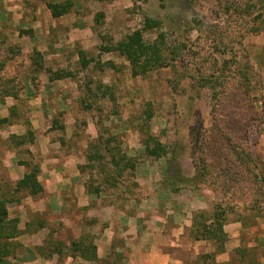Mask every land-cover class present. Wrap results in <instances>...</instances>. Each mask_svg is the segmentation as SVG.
Segmentation results:
<instances>
[{
    "label": "crops",
    "instance_id": "0c3cea01",
    "mask_svg": "<svg viewBox=\"0 0 264 264\" xmlns=\"http://www.w3.org/2000/svg\"><path fill=\"white\" fill-rule=\"evenodd\" d=\"M143 1L0 0V30L12 29L11 39L20 45L21 55L31 63L39 54L44 66L36 71L34 82H23L17 94L0 99V203L5 201L9 219L17 220V236L12 239L15 254L9 264H195L190 260L193 256L214 251L209 240L193 236L198 228L194 213L212 210L215 194L206 186L196 189L199 178L188 153L176 152L182 177L171 183L164 176L170 157H147L139 132L121 125L117 128L126 133L122 138L128 153L143 154L134 169L140 194L120 207L103 205L100 195L88 191L83 177L87 144H82V151L75 146L80 117L85 115L86 133L92 138L98 132L89 130L88 101L73 67L81 61L86 64L80 65L83 72L102 60L97 67L119 71L117 61L124 58L113 47L130 26L132 31L142 28V13L150 15ZM48 2L61 4V9L66 6L68 11L55 17ZM135 4L141 8L135 10ZM124 63L129 72V62ZM56 71L68 74L51 79ZM134 80L103 81L104 87L110 85L115 91L124 84L126 98L149 91L150 84L135 87ZM109 98L120 102L117 96ZM112 118L117 122V115ZM161 127L162 122L152 132L160 141ZM35 166L43 190L37 194L17 190V183ZM206 215L211 222L212 214ZM226 216L224 231L229 239L226 250L217 254L218 264L230 263L242 245L264 253V222L259 216L252 223H247L246 214ZM75 241L83 242L82 247L96 246L98 258L80 255ZM186 251L193 254L190 259ZM257 263L264 264V255Z\"/></svg>",
    "mask_w": 264,
    "mask_h": 264
},
{
    "label": "rangeland",
    "instance_id": "374dc122",
    "mask_svg": "<svg viewBox=\"0 0 264 264\" xmlns=\"http://www.w3.org/2000/svg\"><path fill=\"white\" fill-rule=\"evenodd\" d=\"M143 2L148 3L149 17L161 22L159 26L143 34L145 43L157 47L153 50L154 54H148L150 65L147 63L148 56L140 59V65L147 64L146 72L143 73V67L139 65L138 70L142 73L133 76L131 62L123 55L124 60L129 62V72L123 59L117 61L119 71L114 72L110 67H97V64L103 63L102 60H96L97 64L93 69L90 66L84 68L83 72L80 70L81 61L73 67L75 80L82 88L81 94H85L88 101L86 107L91 124L89 130L95 128L98 132V137L92 138L91 134L86 133L88 124L85 115L80 117L81 121L76 128L80 145L75 141V146L77 151H82V144H87L86 151H83L86 162L82 164L87 188L100 190L98 195L101 196L103 205L118 207L128 204V200L132 197L136 199L135 196L140 194L130 163H137L143 154L133 156L128 153V145L122 138L126 133L117 128L121 125L125 129L129 125V128L139 132L145 147L144 155L147 157H170L164 176L171 183L178 182V178L182 177L176 155L178 150L180 153H188L191 159L193 154L197 162L201 163L198 159L205 158L202 146L203 149L210 150L209 156L212 157L214 152L219 151V146H227L230 141L236 146L235 149L250 150L258 170L264 175V9L263 15H260L262 7L258 5L253 8L251 16L246 15L244 10L250 0ZM135 5V10L141 8V5ZM142 10L144 11H140ZM144 12L142 27L145 17L148 16ZM134 31L130 26L126 33L123 32V40ZM13 33L12 29L0 30V90L7 89L17 94L23 82L35 81L37 70L34 58L30 63L21 55L20 45L12 41ZM100 49L104 50V47ZM132 78H135V87L145 85L146 88L150 84L149 91L135 92L136 97L129 95L126 98L127 87L124 84L116 91L111 90L110 85L104 87L106 84L103 80L107 84L109 81L115 84L126 83L127 79ZM91 88L98 90L93 91ZM106 95L114 100L117 96L120 102L114 103L109 97L104 100ZM25 107L24 105L23 109ZM116 115L117 122L112 118ZM59 121L64 123V119L59 118ZM160 122L162 141L152 133L153 127L157 130ZM100 136L103 142H97L99 146L95 147L97 145L94 140ZM149 136L155 139L150 141L151 146L157 141L168 153L160 156L148 155L145 141ZM209 137L213 140L209 141ZM111 138L115 139L108 144V153L105 146L106 141ZM213 160L209 159L210 162ZM104 162H108L110 168L115 167L116 171L119 169L120 173L118 171L109 174L117 178V185L104 182L107 177L103 172L105 169L102 168ZM235 164L237 167L239 162ZM214 177L217 175L213 174L215 181ZM221 180L222 178L217 177L215 181L217 192H214L213 209L194 213L198 214L196 224L201 231L205 221L200 216L212 214L213 220L217 203L222 204L223 209L229 204L236 207L227 214H246L247 223L255 221V216H259L260 222H264L263 196L258 190L250 191L247 195L240 191L239 194L234 183L230 191L224 190ZM203 186L209 187L199 179L196 189H202ZM253 196L259 199V203L255 204L256 209H244L246 205L243 203H251ZM130 212H134V209L131 208ZM93 222L90 220L89 224L93 226ZM206 222L209 224L208 220ZM193 236H199L198 232ZM209 243L215 245L214 251L202 252L196 259L194 256L190 259L193 255L191 251H186L184 255L191 261L195 260V264H218L216 261L219 253H216L215 262L200 258L202 254L216 252L215 241L210 239ZM235 252L228 264H258V257L264 255L258 247L247 249L245 245L236 248Z\"/></svg>",
    "mask_w": 264,
    "mask_h": 264
},
{
    "label": "trees",
    "instance_id": "16d2710c",
    "mask_svg": "<svg viewBox=\"0 0 264 264\" xmlns=\"http://www.w3.org/2000/svg\"><path fill=\"white\" fill-rule=\"evenodd\" d=\"M250 4L247 5L245 8V14L248 16H251L253 14V8L258 7L260 5L262 7L260 15H263L262 11L264 9V0H250ZM48 7L52 10V14L57 17L65 12L68 11V8L66 6H63L61 9V4L58 3H52L48 2ZM259 7V8H261ZM161 22L146 16L144 25L142 28L135 30L132 34H129L124 40L120 41L117 46L113 47V50L119 51V53L125 57L128 58V60L131 62V68H132V74L133 76H137L140 73L146 72V65L142 64L140 65V59L141 57L148 56V54L151 52L154 54L153 50L157 47L151 46L145 43L143 34L145 31L159 26ZM105 49V48H104ZM42 57L39 54H36L34 57V64H36V70L43 69V63H42ZM147 63L150 65V59L148 56ZM86 64H84L85 66ZM140 67H143L142 72L138 70ZM68 73L64 71H58L53 72L52 75H50V78H61L65 77ZM15 92H12L11 90L7 91V89L0 90V99H4V97L8 95H15ZM103 138L100 136V138H97L94 140L95 147H98L99 145L97 142L102 143ZM115 138H111L106 141L105 150L109 153L110 148L108 147L111 143V141ZM152 139V140H151ZM155 141L154 138L149 136V139L145 141L146 145V152L148 155L153 156H160L165 155L168 152L166 149L163 148L162 145H160L159 142H154V146H151L150 141ZM209 141H212V137L208 138ZM217 142V141H216ZM236 146L233 145V143L230 141V143L227 146H219V151L214 152V155L212 157L209 156V149H203L202 146V152L205 153V158H199V162H197V158L195 159L194 155L192 154V160L193 164L196 168L198 178L201 182L208 185L214 192H217V188L215 187L217 181V177L222 178L220 182H222V189L229 190L232 187V183L235 184V187L238 188V193L240 194V191H242V194H248L250 191H259V194H262L263 196V202H264V175L261 174L260 170H258L257 163L254 160V157L250 150L248 149H235ZM214 159L213 161H209V159ZM235 162H239L238 166L236 167ZM108 162H104L102 164V168L104 173L107 174V177L104 178V182H111L110 185L115 186L117 185V178L112 177L113 174L109 175L110 173H117L119 169L115 167H111L108 165ZM118 165V164H116ZM136 165L135 162H131L130 166L132 170H134ZM217 168V169H216ZM82 169V167H81ZM106 171V172H105ZM120 173V171H119ZM38 174H39V168L37 166L33 167L32 170L28 171L24 178L20 180L17 183V190L20 189H28L31 194H37L43 190L42 185L38 181ZM213 174H216L217 177L215 178V181L213 180ZM112 180V181H111ZM90 193L99 194L100 190L98 188H95L93 190L89 189ZM223 190V191H224ZM259 203V199H257L255 196H253L251 203H247L245 201L243 205H246V208L250 211H254L255 204ZM238 207V206H237ZM234 206L227 205L223 209V205L220 203H217L215 206V212L213 215V220L211 222H208L210 218L206 215L200 216L204 219L205 223L203 224V230L201 231L199 228L197 230L199 236H197V239H207V240H214L217 246L215 253H206L202 254L200 258L203 261H214L216 260V253H221L226 250L225 243L228 239L227 233L224 231V225L226 223V214L228 212H232L234 210ZM212 219V218H211ZM201 234V235H200ZM17 236V220L16 219H9V211L8 207L5 201H1L0 203V264H9V257L11 255L15 254V251H13V248L16 246V244L12 241L14 237ZM83 246V242H74V248L76 251L80 252V255L84 257L89 258H95L97 259V247L89 244Z\"/></svg>",
    "mask_w": 264,
    "mask_h": 264
}]
</instances>
